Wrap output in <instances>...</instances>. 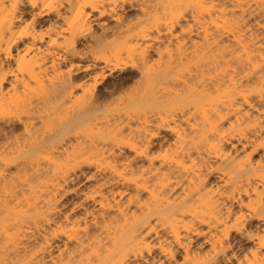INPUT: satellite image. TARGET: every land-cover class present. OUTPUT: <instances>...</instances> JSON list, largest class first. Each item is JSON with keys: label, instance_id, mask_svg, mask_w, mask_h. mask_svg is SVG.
<instances>
[{"label": "bare ground", "instance_id": "1", "mask_svg": "<svg viewBox=\"0 0 264 264\" xmlns=\"http://www.w3.org/2000/svg\"><path fill=\"white\" fill-rule=\"evenodd\" d=\"M262 215L264 0H0V264H247Z\"/></svg>", "mask_w": 264, "mask_h": 264}, {"label": "snow or ice", "instance_id": "2", "mask_svg": "<svg viewBox=\"0 0 264 264\" xmlns=\"http://www.w3.org/2000/svg\"><path fill=\"white\" fill-rule=\"evenodd\" d=\"M261 220L262 222H264V215L261 216ZM261 228H264V223L261 224ZM247 238L249 240L256 239L254 233H250ZM258 253L260 254V257H261L258 261L251 259V257H256ZM248 256L250 257V259H248L247 264H264V232H262L261 237H260L259 248L254 249L251 252H249ZM232 264H236V261L233 260ZM241 264H244V262L242 261Z\"/></svg>", "mask_w": 264, "mask_h": 264}, {"label": "rangeland", "instance_id": "3", "mask_svg": "<svg viewBox=\"0 0 264 264\" xmlns=\"http://www.w3.org/2000/svg\"><path fill=\"white\" fill-rule=\"evenodd\" d=\"M163 132H164V134L166 133V135L169 136V133H168V132H166V131H163ZM86 169H88V168H86ZM91 169H92V168H91ZM91 169L89 168V170H91ZM89 170L86 171V174H87V172L90 173ZM86 174H84V175L81 174V176L78 178V180H76V181H74V182H72V183L70 184L71 186L78 188V190L80 191V192L78 193L79 196L81 195V189H84V187H86L87 184H88L87 182H85V181H86V178H85L84 176H85ZM87 175H88V174H87ZM75 194H76V193H74V194H69V196L66 195L67 197H66V196H63L65 199L62 197L63 200L61 199V202H62V203H66V202H67V203H68V204L66 203V204L68 205V206L66 205L67 207L72 206L73 202H75V201H79L78 199H80V197H81V196L79 197L78 194H76V195H75ZM67 200L70 201V202H68ZM63 201H64V202H63ZM72 201H73V202H72ZM71 203H72V204H71Z\"/></svg>", "mask_w": 264, "mask_h": 264}]
</instances>
